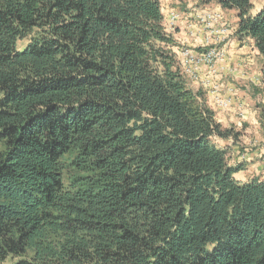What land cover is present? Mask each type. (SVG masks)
Returning a JSON list of instances; mask_svg holds the SVG:
<instances>
[{
	"label": "trees",
	"instance_id": "16d2710c",
	"mask_svg": "<svg viewBox=\"0 0 264 264\" xmlns=\"http://www.w3.org/2000/svg\"><path fill=\"white\" fill-rule=\"evenodd\" d=\"M257 1L168 3L235 12L264 84ZM165 2L0 0V264H264V179L236 178L243 133L192 86Z\"/></svg>",
	"mask_w": 264,
	"mask_h": 264
},
{
	"label": "crops",
	"instance_id": "0c3cea01",
	"mask_svg": "<svg viewBox=\"0 0 264 264\" xmlns=\"http://www.w3.org/2000/svg\"><path fill=\"white\" fill-rule=\"evenodd\" d=\"M168 2V0H166ZM168 7L166 6V9ZM188 12L181 11V20L177 23L176 28L173 30L174 37H175V43L176 45L181 44L182 40L186 39V42L195 43L194 50H199L201 46H204L207 41L211 46L217 47L221 50H225L226 59L222 63V66H220V72L217 78L214 79V81L221 82V84L224 85V87H233L235 89L234 95L236 96V101L231 109V112L224 113V111L218 109L214 106L213 101H211V105L216 110L217 119L219 122L227 125L230 122H233V116H238L237 114L241 109L237 105H239V102L242 101L243 96L247 99H251L253 96L246 97L247 92H243L241 90V87L248 86L247 80L249 78H252L250 76H254V68L250 69L247 64L250 61L253 60H260L262 62L261 57L259 56L258 51L254 47V43L250 38H244L240 39L238 36H235L237 24L235 20V12H228L222 10V8L219 5H215L213 7H210L209 9H214L216 11H220L223 14L224 19L216 24L214 26V29H219L221 25L224 24V22H227V17H230L234 24V35L233 33L227 37L228 42L222 43L218 41V36L212 35L209 30H204V27H202L201 23L197 21L196 18V12L199 10L195 7L194 3H190L188 6ZM264 8V0H260L257 2H254V9L253 13H258L260 10ZM208 9V8H206ZM201 26V27H200ZM178 50V47L175 46V51ZM255 57V59H254ZM243 67L246 68V73L242 71ZM249 68V69H248ZM197 70H199L202 79L199 80L200 83H202L203 79L207 75V69L205 67H200ZM252 74V75H250ZM249 75V76H248ZM240 80V81H239ZM259 80L261 81L260 77ZM237 81L239 83H237ZM197 85L196 83H194ZM240 86V87H239ZM264 87V84H262ZM207 90H209L207 88ZM246 93V94H245ZM209 97V96H208ZM253 99V98H252ZM210 101V99H209ZM242 106L243 103H242ZM257 108V109H256ZM253 113H257V110L259 109L256 107ZM254 109V108H253ZM247 111L244 112V116H246ZM229 125V124H228ZM228 145V144H227ZM239 148L236 147H230V150H233L235 153H237ZM242 151V150H240ZM231 154V153H230ZM233 160V159H232ZM246 166V173L243 174V172L237 174L236 178L242 182H247L251 179H253L255 176L260 177L262 176V179H264V150H260V152H254L251 155V158L247 159ZM259 166V167H257ZM257 167V169H255ZM262 170L260 172L256 173L255 171ZM245 172V171H244ZM255 173L257 175H255ZM260 174V175H259Z\"/></svg>",
	"mask_w": 264,
	"mask_h": 264
},
{
	"label": "rangeland",
	"instance_id": "374dc122",
	"mask_svg": "<svg viewBox=\"0 0 264 264\" xmlns=\"http://www.w3.org/2000/svg\"><path fill=\"white\" fill-rule=\"evenodd\" d=\"M165 6L168 7L165 10L167 26H168L170 31H173L175 28H173V20H172V18H170V9H176V8H173L172 6H170L168 2H165ZM176 10H178L181 13V10H179V8ZM203 10H214V9L208 8V9H203ZM203 10H198V11H203ZM226 13H228V12H226ZM226 23L230 27V30H231L230 35L232 33L234 35L235 30H234V24H233L232 19L230 17H227ZM227 42H228V39L226 40V42H223V43L226 44ZM28 43L29 42L27 39L23 40V41H19L17 44V50L20 52L23 51L26 48V46L28 45ZM181 43H182V45L181 44L176 45V47H178V50L176 51L177 53L182 52L183 46H186V47L190 48L191 50H194V46H195L194 42L189 44L188 42H186V39H183ZM205 47H209L208 42H207V46H205ZM212 47H214V46H212ZM199 50L202 51V46ZM197 52H200V51H197ZM225 59H226V55L224 52V55L222 57H220L219 60H216L214 62V68L216 67V69L218 71H220V66H222V63L225 61ZM254 59H255V57H254ZM247 66L250 69L254 68V70H253L254 76H250L252 78H249L247 80L246 85H248V86L241 87V90L243 92H247L246 97H250L252 95L253 99L252 98L247 99L244 96L242 98H240V99H242V101H240L239 105H237V106L239 107V109H241V111H239V113L237 114L238 116L235 115L232 117L233 122L228 123L229 125L227 124V126L233 125L234 127L240 129V131H242V133H243L242 143H240L241 145L240 144L233 145L232 142L228 143L229 147H231V146L236 147L237 146V148L242 150V151H240L238 149L239 151L237 153H235L233 150H230V152H229V153H231L230 156L232 157L233 162H240V163H246L247 159L251 158V155L254 152H260V150H264V108L263 109L259 108L257 110V113H253L255 108H256L255 103H259V105H262L264 107V93H262L260 91V89H262V91H263L264 87L262 86V84H263L262 81L259 80V77H260V79H262V74L260 71L261 62H260V60L255 59L253 61L248 62ZM242 71H244L245 73L247 72L245 67H243ZM250 75H252V74H250ZM190 79L193 81V83L197 84V85H195V84L192 85L194 88L197 89L199 87L201 89V86L204 87V89L207 92V95L209 96L208 99H210V101H209L210 105H211V101H213L214 106L217 107L218 109L224 111V113L231 112V109L233 108L235 101H236V96L232 93H227L228 92L227 87L225 88V87L219 86L218 87V94L217 95H211L210 92L207 90V86H205L203 82L200 83L199 80H196V77H190ZM237 83H239V82L237 81ZM252 88H254L255 90ZM256 89L258 91L255 93ZM217 97L218 98H231L232 99L231 106L228 109L220 108L217 105ZM242 103L244 106H242ZM211 107L215 110V108L212 105H211ZM225 111H227V112H225ZM245 111L248 112V114L246 113V116H244ZM262 111H263V114H262ZM215 112H216V110H215ZM248 165L249 164H247V166ZM248 167H250V166H248ZM257 167H259V166H257ZM257 167L255 169H257ZM260 171H262V170H257L255 172L259 173ZM244 173H246V171L243 172V174ZM256 173H255V175H257ZM261 173L262 172H260V174ZM261 176H263V175H261ZM14 260H16V259L9 258L4 264H12L14 262Z\"/></svg>",
	"mask_w": 264,
	"mask_h": 264
},
{
	"label": "built area",
	"instance_id": "2783aa9c",
	"mask_svg": "<svg viewBox=\"0 0 264 264\" xmlns=\"http://www.w3.org/2000/svg\"><path fill=\"white\" fill-rule=\"evenodd\" d=\"M181 13L176 9H170V18L173 20V28H176L177 23L181 20ZM197 21H199L204 27V30H209L212 35L218 36L219 42H226L227 37L230 35V27L226 22L219 29H214V26L220 23L224 17L220 11L215 10H203L196 12ZM208 42V41H207ZM209 44V43H208ZM207 43L202 46V51L197 52L196 50H191L190 48L183 46L182 52H178L181 63L184 67V70L190 77H196V80H200L201 74L199 70L200 67H205L207 69V75L203 79V83L210 92L211 95L218 94V87H224L221 82H215L214 79L218 77L219 72L216 67L214 68V62L219 60L220 57L224 55L223 50L212 47ZM227 93H235V89L233 87H227ZM217 105L222 109H228L231 106V98H218L217 97Z\"/></svg>",
	"mask_w": 264,
	"mask_h": 264
},
{
	"label": "bare ground",
	"instance_id": "6f19581e",
	"mask_svg": "<svg viewBox=\"0 0 264 264\" xmlns=\"http://www.w3.org/2000/svg\"><path fill=\"white\" fill-rule=\"evenodd\" d=\"M223 52H225V50H223ZM231 103H232V99H231Z\"/></svg>",
	"mask_w": 264,
	"mask_h": 264
}]
</instances>
